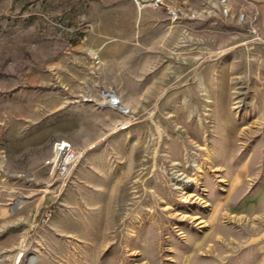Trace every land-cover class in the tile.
Here are the masks:
<instances>
[{
    "label": "rangeland",
    "instance_id": "374dc122",
    "mask_svg": "<svg viewBox=\"0 0 264 264\" xmlns=\"http://www.w3.org/2000/svg\"><path fill=\"white\" fill-rule=\"evenodd\" d=\"M152 2L0 0V264H264V0Z\"/></svg>",
    "mask_w": 264,
    "mask_h": 264
},
{
    "label": "built area",
    "instance_id": "2783aa9c",
    "mask_svg": "<svg viewBox=\"0 0 264 264\" xmlns=\"http://www.w3.org/2000/svg\"><path fill=\"white\" fill-rule=\"evenodd\" d=\"M151 5L164 6L162 0H153ZM221 5L224 13L228 14L229 9L226 7L227 0H221ZM167 14L171 26H174L180 21V14L176 8L167 7ZM192 17H194V15ZM81 154L82 153L67 140L55 142L53 146V154L46 162L50 168L49 180L61 182L67 180L81 157Z\"/></svg>",
    "mask_w": 264,
    "mask_h": 264
},
{
    "label": "bare ground",
    "instance_id": "6f19581e",
    "mask_svg": "<svg viewBox=\"0 0 264 264\" xmlns=\"http://www.w3.org/2000/svg\"><path fill=\"white\" fill-rule=\"evenodd\" d=\"M138 3V1H137ZM240 95V94H239ZM239 96H236L235 99H238ZM245 106V103H242V100H237L235 103H234V109L237 110V111H240V109H242L243 107ZM217 124V123H216ZM248 133L251 132L250 129H248ZM0 160H1V157H0ZM23 203V202H22ZM21 203V204H22ZM31 263H33V259L31 260ZM30 263V264H31Z\"/></svg>",
    "mask_w": 264,
    "mask_h": 264
}]
</instances>
